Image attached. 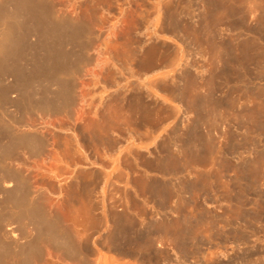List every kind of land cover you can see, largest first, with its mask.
Segmentation results:
<instances>
[{"label": "rangeland", "instance_id": "1", "mask_svg": "<svg viewBox=\"0 0 264 264\" xmlns=\"http://www.w3.org/2000/svg\"><path fill=\"white\" fill-rule=\"evenodd\" d=\"M47 1L55 7L56 15L82 22L92 34L85 48L88 60L81 64L80 78V68L74 75L73 100L67 112L41 111L35 106L41 101H33L34 107L22 106L19 110L10 107L9 111L23 118L24 129L29 132L35 128L30 132L35 138V145L32 144L35 148H21L6 159V163L19 170L30 186L31 196L47 214L59 221L83 252L86 263L69 259L62 249L46 243L42 244L39 259L31 264H177L180 260L174 256L176 244L183 238L182 234L179 236L177 222L188 212L185 202L192 206L190 214L201 213L198 216L204 217L214 214L223 220L218 229L211 232L212 236L208 232L192 234L199 240L205 238L202 241L204 250L201 247L202 256L203 251L206 252L205 258H189L184 264L226 263L241 254L251 244L236 247L234 243L223 246L217 243L229 228L223 227V221L235 223L233 208L240 186L236 182L239 172L245 174L242 172L245 168L247 174L258 177L264 172V68L260 54L264 48V0ZM213 31L218 39L212 37ZM35 37L30 36L28 43L35 42ZM179 46L186 52L179 53ZM160 50L164 51L162 57L157 53ZM36 52L27 50L28 58H14L15 61L9 62H15L17 68L27 73L33 63L40 61L39 54L43 51ZM225 56L234 69H225L224 61L228 60ZM240 67H244V72ZM5 78V82L14 79L11 75ZM43 86L44 83L36 81L29 87L30 96L33 94L31 100H35V96L36 101L41 99ZM54 87L50 86L49 91ZM15 95L10 94L11 97ZM211 101L220 104L217 109L220 112L216 113L218 120L215 117L218 123L215 127L212 125L214 129L207 124L199 128L203 129L200 133L210 129L215 151L212 154L210 146L203 147L205 140L200 145L201 154L198 151L193 156L192 149L184 148L183 140L196 120L199 104L210 108L214 104ZM230 137L236 142L230 141ZM206 143L209 145L208 141ZM228 143L236 145L233 149L236 153L229 152L232 156L229 160L232 164H244L242 171L230 168L226 172L220 167L219 161ZM176 146L183 151H178ZM210 154L213 157L208 156ZM177 158L184 163L180 169L182 173L175 164ZM158 180L166 183L168 192L171 186L184 190L181 198L176 196V199L172 194L165 201V211L156 205L161 200ZM205 211L206 216L202 214ZM154 217V220L165 217V227L169 229L160 233L161 236L151 233L138 238L136 228ZM3 228L21 234L14 220ZM259 239L255 243L257 246L264 244L261 241L264 240L263 231ZM120 250L127 251L128 255L119 254ZM151 251L158 255L151 262L135 256ZM9 264L17 263L9 260Z\"/></svg>", "mask_w": 264, "mask_h": 264}, {"label": "bare ground", "instance_id": "2", "mask_svg": "<svg viewBox=\"0 0 264 264\" xmlns=\"http://www.w3.org/2000/svg\"><path fill=\"white\" fill-rule=\"evenodd\" d=\"M181 7H183V6H181ZM53 8L55 9V7H53L52 4H50L49 1H47V0H0V194H1V196H0V264H9V260H12L13 262H15L17 264H31L33 261L39 259L40 255H41V251H42V246H43L42 244H46V243L51 244L54 248L62 249V253L65 257H67L69 259H77L80 263H86V257L84 256L83 252H81L78 249V247L76 246L75 242H73L70 239V237L67 234V232L65 231V229L59 224V221H57L56 218L47 214V212H45L44 208L39 203V201L35 197L31 196V189H30V186H29L27 180L21 175L19 170L15 169L11 164L6 163V159L15 155V153H17L18 150H20L21 148L30 147V146L32 148H35V146H32V144H34L33 139H35V138H34L33 134H31L33 132V129H35V128L32 129V127H31L32 130L31 131L29 130V132L27 131L28 129L27 130L24 129L26 127H25V124L22 122L23 118L20 119L18 116H15V114H13V112H12L13 110L9 111L10 107H14V108H16L15 110H19L22 106H23V108H24V106H26V107H29V105L33 106L32 105L34 103L33 101H35V102L41 101L39 103V105H35V106H37L38 109H41V111L43 109V111L45 110L46 112L47 111L53 112V111H59V110L67 112V110H68V108H69V106L73 100L72 91L74 90V85H75L74 84V75L77 73L78 69L81 67V64L84 63L86 60H88V56L85 53V50H86L85 48H86V45L88 44L89 39H90L92 34L89 33V30L86 29L87 27H85L82 22L74 20V19H67L64 16L56 15ZM180 20H181V18H180ZM180 20H178V21H180ZM181 24H182V22H181ZM212 34H213L212 37H214V35H217V34H214V31ZM30 36H36L35 42L30 43V41H29V43H28V40H29L28 38ZM217 37L218 36H216V38ZM214 38H212V39L214 40ZM220 42H217V43L219 44ZM68 46H70V48ZM216 48H217V46H216ZM26 49L32 50L35 52L37 49V50H39V51L41 50V52L42 51L43 52H42V54H39V56L41 55L40 56L41 58H39L41 62L36 59L38 62L35 60L36 62L34 61L35 63H33L31 65L30 69H28L29 71L27 73L26 72L24 73L22 69L17 68L18 66L15 62L14 63L12 62V64H10L11 61L9 62V60L14 59V58H19V57L28 58V57H26L27 53H25V52H27ZM179 49H180L179 53L186 52V50H184L182 48V46H179ZM24 50H26V51L23 52ZM256 50H257V48H256ZM38 52H36V53H38ZM163 52H164L163 50H160L157 53H159L160 57H162ZM187 52H189V51H187ZM24 53L26 55H24ZM219 53L221 54V52H219ZM225 53H227V51H225ZM230 54H232V53H230ZM260 54L262 56V57L261 56L260 57L262 58V63H263L262 65L264 68V48ZM225 55H229V54H225ZM175 59H177V56L175 57ZM227 59L228 60L225 59L226 62L224 61V67L226 70H228L229 67L233 68V67H231L230 59L229 58H227ZM14 61H15V59H14ZM239 65H240V63H239ZM28 66L26 68H28ZM152 66H154V64ZM243 68L244 67H242L241 70ZM80 71H81V68L78 72L79 78L81 75ZM242 74H244V73H242ZM8 75L13 76V78H14L13 81L11 80V82H5V80H6L5 77ZM262 78H264L263 75H262ZM36 81H39V83H41V82L44 83L43 96L41 97L40 100L37 99V101H36V96L34 97L35 100L34 99L31 100L32 99L31 97L33 94L31 93V96H30V92H29V90H31V89H29V87L33 86V83ZM38 85L39 84L36 85L37 89H39ZM50 86H55L53 88V91H51V90L49 91ZM37 92H38V90H37ZM11 93H15L16 95L14 97H11L10 96ZM34 93H36V92H34ZM200 100H201V98H200ZM211 100H212V98H211ZM212 103H214V104H212V106L210 108L209 107L204 108L202 103H200L201 105L199 104L200 107L197 109L198 115L196 117V120L195 121L193 120L194 121L193 125L192 126L190 125L191 126V127H189L190 130L187 131V133L185 134V138L183 140L184 148H185V146H187L190 149H192L193 150V156H194V152L196 154L198 151H200L202 149V148L200 149V145L205 140L206 141L202 144L203 147L210 146L211 149H209V150L211 151V153L215 151L214 150V144H212V141H211L212 136H211L210 129H208L207 131L205 130L206 132L203 131L205 134L203 136L202 135L203 132L200 133V131H202L203 129L200 130V128H199L201 125L205 126V124H207L209 126L211 125L210 128L212 127V125L214 127H215V124L217 125L218 121H216V119H217L218 115H216V113L218 111L217 109L220 106V104H217L216 102H212ZM31 106H30V108H32ZM34 109H36V108H34ZM219 112L220 111H218V113ZM214 114L216 116H214ZM241 115H243V114H241ZM215 117H216V119H215ZM262 122H263V127H264V114H263V121ZM211 129H214V128H211ZM216 131H217V129H216ZM247 131H249V130L247 129ZM222 132H224V131H222ZM228 133H231V132H228ZM224 134H226V133H224ZM232 134H230V136ZM234 135L232 137H234ZM262 135L264 138V132ZM183 136H184V133H183ZM236 136H235V138H236ZM258 136H260V135H258ZM232 137H230L231 138L230 141H232ZM207 141L209 142V145H205V143ZM262 141H264V140L262 139ZM177 142H179V141H177ZM235 142L236 141H234L233 143H235ZM239 143H242V142L239 141ZM260 143H261V141H260ZM255 144H257V143H255ZM255 144H254V146H255ZM172 145H174V144L172 143ZM172 145H170V146H172ZM177 145H179V144L177 143ZM227 145H228L227 150L225 149L226 150V152H225V150L223 149L225 154L223 153L224 155L219 161V163L221 164L220 167L222 166L221 168L222 169L224 168L225 171L229 170L230 168H234L235 170L242 171L241 168H244L243 167L244 164L243 165L232 164L231 161L229 160L232 157V156H230L231 151H233V149L236 147V145L234 146V144H232V143H228ZM180 148L181 147H179L177 149V146H176V149L178 151H183L182 149L180 150ZM258 148H260V147H258ZM189 150H188V152H189ZM192 150H191V152H192ZM201 151L198 154H201ZM191 152H190V154H191ZM229 152H230V154H229ZM233 152H235V151H233ZM182 153H184V152H182ZM262 153H264V151ZM262 153H261V155H263ZM202 154H203V152H202ZM212 154H210L208 156H211ZM232 154H234V153H232ZM261 155H259V156L257 155V156L261 159L262 158V157H260ZM208 156H206V157H208ZM176 157H178V155ZM212 157H213V155H212ZM263 158H264V155H263ZM263 158H262V160H263ZM179 159L177 158V162L175 163V164H177L178 171H180V169L184 166V163H182L181 160H179ZM209 160H210V157H209ZM218 160H216V161L218 162ZM257 160L261 161L259 159H257ZM213 163H216V162H213ZM164 164H166V162ZM217 166H219V165H217ZM262 166L264 167V165H262ZM261 169H263V168H261ZM242 172H245V174L244 173L242 174L241 172H239L240 175L237 177L236 182H238V186L239 185L240 186L238 188V191L235 193V196H234L235 201L233 200L235 202V208H233V210L235 209V212H236V214H235L236 219L234 220L235 223H233L231 221H223V223H224V225L222 224L223 227L225 228L228 226L229 228H226L228 230H226L223 233V236H221L220 238L217 237V238H219L218 239L219 241L217 244H219V245L222 244V246H223L226 244L228 245V243H230V244L234 243V246L236 245V247L239 246L240 244H244V245L251 244V245H249L250 247L248 246L247 249L245 248V250H243L241 252V254H238V255L236 254L237 256L234 259H230L226 263H219V264H264V244L261 246L255 245L256 240H258V241L260 240L259 239V233L262 231L264 232V172H262V175L259 176L260 178L258 177V175L256 176L253 174H251V175L247 174L248 172L246 173L245 168ZM228 181H229V179H228ZM127 182H128V179H127ZM157 182L159 183L158 187L160 188V191H161V200L160 201L158 200L159 202L156 205H158L157 206V207H159L158 209H162V211H163L165 201L170 196H172V194L175 196V198H176V196L178 198H181L182 197L181 194L183 195L184 190L183 189L182 190L181 189H175L176 188L175 186H171L172 190H169V192H168V190L165 187L166 183L164 181L159 182V180H158ZM193 182H195V181H193ZM256 184H258V185H256ZM226 185H227V183H226ZM153 186H155V185H153ZM186 186L187 185L184 184V187H186ZM259 186H263V188L260 187L261 188L260 189ZM158 187L156 188L157 191H158ZM198 187H199V185H198ZM180 188H182V187H180ZM258 188H259V190H257ZM185 190H189V189L185 188ZM193 191H194V189H193ZM154 196H156V195H154ZM166 205H167V203H166ZM185 205L184 206L186 208H189L188 212L186 211L187 214H185L182 218L179 217V220L177 222L180 224V230L178 231L179 236L182 234L183 238H181L182 240L179 243L175 242V243H177L176 244L177 250H176V255H174V256H176L177 259L180 260L179 262L181 264L186 263L185 260H188L189 258H193V260H194V258L200 259L201 257H204V254H206V252L204 253V251H203V256H202L201 247L203 245H205V243L202 242L205 238L203 240L202 239L199 240L198 238H195L194 235L192 237V234H194V233L200 234L201 232L202 233L208 232V233H210V236H212L211 232L215 229L216 230L218 229V225H221V224H219V222L222 219L221 217H220L221 219H219V216L214 215L213 213H211V214H213V216L208 215L209 217L198 216L201 213L195 215L192 211H190V212H192L190 214L189 210H190V208H192V206L190 207L189 202H185ZM155 209H157V208H155ZM168 209H171V208L168 207ZM202 209H204V206ZM196 210H198V209H196ZM231 212H233V211H231ZM155 213H157V212H155ZM165 213H168V210ZM165 213H163V214H165ZM205 213H206V211L202 214L205 215ZM208 213H210V212H208ZM163 214H162V216H163ZM177 216H178V214H177ZM155 217L153 218L152 221L147 222V224H145V225L141 224V222H140L141 225H139L136 228L138 238H140L139 235L143 236V235H149L151 233H157V235L159 233L158 236H161L160 233L164 234L165 230L167 229L165 227L166 226L165 217H161V218L158 217L159 220H157V219L154 220ZM166 218H167V216H166ZM11 220H14L17 222V225H18V228H19L21 234H17L16 231L13 229L9 228L7 230V229L3 228L4 225ZM174 222H176V221H174ZM29 226L30 227L32 226L31 231H29V229H30V228H28ZM133 226H135V225H133ZM172 230H174V229H172ZM221 230H224V229L222 228ZM121 232H122V230H121ZM127 232H129V231H127ZM217 232H216V235H217ZM133 233H135V231ZM203 235H204V233H203ZM215 236H213V237H215ZM165 237L167 238L168 236L165 235ZM174 237H177V236H174ZM253 237H255V239ZM154 238H156V237H154ZM191 238H193V239H191ZM176 239H175V241H176ZM252 239H254V240H252ZM163 240H164V238H163ZM173 240H174V238H173ZM261 241H264V240L261 239ZM250 242H253V243H250ZM207 246H210V245H208V243H207ZM207 246H205V247H207ZM211 246L213 247L212 244H211ZM215 246L216 245H214V247ZM207 248L210 249L209 247H207ZM220 248H221V246H220ZM225 248H226V246H225ZM202 249H203V247H202ZM141 252H142V250H141ZM119 254H123V255L127 254L128 255V252L120 250ZM135 256L144 257V258L148 259V262H151L152 260H155L158 255L156 256L151 251L146 255L136 254ZM167 257H169V256L167 255ZM225 257H226V255H225ZM134 258H136V257H134ZM228 259H229V257H228ZM142 260H143V258H142ZM167 260L169 261L170 259H167ZM113 261L116 262V259H113ZM173 261H175V260H173ZM170 262H171V260L169 261V263ZM153 263H156V262H153ZM162 263L164 264V262H162ZM197 263H195V264H197ZM215 264H218V262Z\"/></svg>", "mask_w": 264, "mask_h": 264}]
</instances>
